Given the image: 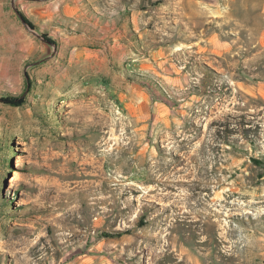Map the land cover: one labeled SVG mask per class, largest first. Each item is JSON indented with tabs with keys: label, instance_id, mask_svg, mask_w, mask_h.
Wrapping results in <instances>:
<instances>
[{
	"label": "rangeland",
	"instance_id": "374dc122",
	"mask_svg": "<svg viewBox=\"0 0 264 264\" xmlns=\"http://www.w3.org/2000/svg\"><path fill=\"white\" fill-rule=\"evenodd\" d=\"M201 142L230 165L202 189ZM230 185L205 229L194 197ZM220 240L264 264V0H0V264H207Z\"/></svg>",
	"mask_w": 264,
	"mask_h": 264
},
{
	"label": "bare ground",
	"instance_id": "6f19581e",
	"mask_svg": "<svg viewBox=\"0 0 264 264\" xmlns=\"http://www.w3.org/2000/svg\"><path fill=\"white\" fill-rule=\"evenodd\" d=\"M243 7V6H242ZM263 9V8H262ZM259 11V10H258ZM18 36V35H17ZM7 37V36H6ZM22 37V36H21ZM20 37V38H21ZM19 40V39H17ZM23 42V41H22ZM250 48V47H249ZM203 52V51H202ZM256 59V58H255ZM52 60V59H51ZM9 63V62H8ZM6 67V65H5ZM107 69V68H106ZM57 83V82H56ZM54 89V88H53ZM69 91V90H68ZM128 91V90H127ZM137 96V95H136ZM132 97V96H131ZM246 98V102H250L253 101L254 98L252 95H246L244 96ZM107 98V97H106ZM145 98V97H144ZM133 99V98H132ZM134 101V100H133ZM147 101V100H146ZM139 102V101H138ZM146 103V102H145ZM136 107V106H135ZM139 114V113H138ZM158 114V113H157ZM172 116V115H171ZM185 118V117H184ZM214 118V117H213ZM210 119V121H214V119ZM166 119V118H165ZM134 120V118H133ZM218 121V120H217ZM135 122V121H134ZM215 122V121H214ZM138 123V122H137ZM162 124V123H161ZM111 131V129H110ZM109 131V132H110ZM135 131V130H134ZM147 131V130H146ZM32 132V131H31ZM142 134V133H141ZM113 135V134H112ZM170 136V135H169ZM169 136L166 135V137L162 138V141L165 142V145L168 147V149H172L173 145H170V141L168 140ZM109 138V137H108ZM202 138V137H201ZM181 141V140H180ZM203 141V140H202ZM184 142V139L181 141ZM209 142V141H208ZM134 143V142H133ZM185 143V142H184ZM108 144V140L104 141V145ZM189 141L187 140V142L185 144H183L184 147H189ZM199 144V143H198ZM195 145V144H194ZM217 144L215 143H209L208 146L210 147H216ZM97 146V145H96ZM99 146V145H98ZM182 146V145H181ZM180 146V147H181ZM101 152V155L105 158V160L107 161V153L105 150L100 149L99 150ZM155 154V153H154ZM190 155L192 157H194V164H190V162H186V164H188V167L185 166V177H188L191 175V179L188 181L187 179H185V182L187 183V185H190L191 182L193 181H197V183L199 184V187L205 188L206 185H208V183L214 182V183H220L222 181H225L223 178H221V176L219 175V173L217 172V170L219 169H225L230 167V165H226V159L221 160L219 155L216 154H212L210 153L209 149L207 148V145L204 144L203 142H201L197 147L195 146L194 149H192L190 151ZM189 155V156H190ZM99 158V157H98ZM110 158V157H109ZM153 158V157H152ZM188 158V157H187ZM179 161H182L181 158H178ZM110 161V160H108ZM112 161V160H111ZM167 161V160H166ZM164 158H158V159H154L152 164H150L148 166V168H146V171L152 173L154 172V170L158 169H163L164 171H166L167 168H169V163H167ZM178 162V161H177ZM185 164V165H186ZM105 166V165H104ZM99 167V166H98ZM113 167V166H112ZM102 168V167H101ZM122 168V167H121ZM131 168V167H130ZM137 168V167H136ZM103 169V168H102ZM117 166L115 165L114 167V172L117 173ZM108 170V169H107ZM175 170V169H174ZM160 171V170H159ZM102 170V174H103ZM111 172V171H110ZM183 172V171H182ZM107 173V171H106ZM114 174V173H112ZM170 174V173H169ZM100 175V174H99ZM183 175V174H182ZM183 175V176H184ZM118 177H120L119 175H117ZM167 177V175H166ZM163 178V177H162ZM169 178V177H168ZM179 178V177H178ZM180 182V181H179ZM126 183V182H125ZM230 184H232L231 182H229ZM193 185V184H192ZM233 185V184H232ZM232 185H230V187L228 188L227 191V195L225 194V198L223 197V199L218 198L217 195H214L212 197H209L208 195H201V193H197V195L194 197L195 202L200 206H202L205 210H207V212L205 213V217L202 220V223L205 229L211 228L214 225H220V215L222 214V211L225 210L226 212V217L230 216V214L237 209V205L235 203V199H230V197H232L233 193L231 192L233 189ZM145 191V190H144ZM191 198V196L185 195V200H189ZM209 205H214L217 206V209H211L209 207ZM224 213V212H223ZM234 213V212H233ZM210 216H216L217 219L212 220L210 218ZM222 228L224 229V237H226L229 234L233 233L234 228H232L231 226V221L227 220L226 222L223 223ZM222 240L217 241L216 244L212 245L211 248L213 251H215V249H217L215 258L211 261H208L207 264H218V262L220 261V254L222 252V254H227L226 255V259H224L225 261H230L233 260V258H235L237 256L238 253H242L243 255L247 254V249L246 246L247 244L245 243L244 245H242L241 247H238L231 244V245H223L221 244ZM253 247V246H252ZM248 248V247H247ZM228 251V252H227ZM225 252V253H224ZM250 253V252H249ZM247 256V255H246ZM248 257V256H247ZM246 257V258H247ZM204 258V257H203ZM241 259V258H240ZM239 259V260H240ZM246 259H244L245 261ZM236 261V260H235ZM202 264V263H201ZM206 264V263H204Z\"/></svg>",
	"mask_w": 264,
	"mask_h": 264
},
{
	"label": "trees",
	"instance_id": "16d2710c",
	"mask_svg": "<svg viewBox=\"0 0 264 264\" xmlns=\"http://www.w3.org/2000/svg\"><path fill=\"white\" fill-rule=\"evenodd\" d=\"M23 18H25V17L23 16ZM25 21H26L31 27H34L33 23H32L30 20H28V19L25 18ZM43 36H44L46 39L50 40L48 37H46V35L43 34ZM2 100H4L5 102H8V103H10V104H14V105H19V104H21V103L24 102V98H15V97H3Z\"/></svg>",
	"mask_w": 264,
	"mask_h": 264
},
{
	"label": "water",
	"instance_id": "95a60500",
	"mask_svg": "<svg viewBox=\"0 0 264 264\" xmlns=\"http://www.w3.org/2000/svg\"><path fill=\"white\" fill-rule=\"evenodd\" d=\"M22 21H23V20H22ZM23 23H25V22L23 21ZM25 25H27V26H28V24H26V23H25ZM28 27H29V26H28Z\"/></svg>",
	"mask_w": 264,
	"mask_h": 264
}]
</instances>
